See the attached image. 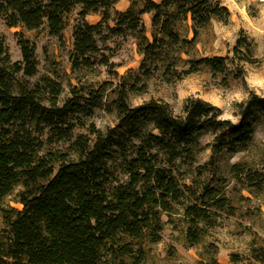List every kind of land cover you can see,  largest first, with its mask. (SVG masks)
<instances>
[{"label":"trees","instance_id":"1","mask_svg":"<svg viewBox=\"0 0 264 264\" xmlns=\"http://www.w3.org/2000/svg\"><path fill=\"white\" fill-rule=\"evenodd\" d=\"M131 1L126 12L116 13L114 27L106 23L116 0H0V16L9 27L36 30L46 25L50 36L61 38L66 16L81 6V17L101 14L102 22L84 21L75 27V67L90 65L88 56L99 50L96 37L107 27L114 36L134 35L144 70L147 63L164 59L170 47L193 46L199 29L229 14L219 0H143L139 10L137 0ZM146 14L152 16V39L143 22ZM188 19L193 24L191 40L175 29L178 21ZM19 45L23 62H13L0 38V203L21 187L17 201L23 205L22 210L3 209L10 237L6 246L0 244L2 264H128L126 256L140 264L145 252L138 249L136 257L135 242H161L163 215L176 211V204L187 221L186 245H201L218 225L219 211L231 207L230 200L219 188L197 190L181 182L176 161L192 164L201 150L199 137L208 130L222 132L213 157L226 146L235 152L249 144L264 116V97L254 94L237 104L240 121L235 124L222 119L220 108L199 98L187 99L183 114L177 116L168 104L156 100L132 108L122 94L117 102L120 133L104 134L93 127V141L78 135L71 145L78 156L74 159L61 150L44 151L39 135L79 111L70 105L58 107L56 101L43 103L39 86L32 88L28 82L37 73L35 47L23 38ZM196 66L215 72L226 68L219 57L193 62L191 71ZM151 73L147 69L144 74ZM19 74L23 81L16 86ZM150 125L157 133L148 129ZM114 165L128 177L126 181L115 177ZM245 180L249 189L261 185L250 177ZM209 247L204 264H220L217 245ZM263 252L255 250L254 259L262 261ZM239 260L232 255V262Z\"/></svg>","mask_w":264,"mask_h":264},{"label":"rangeland","instance_id":"2","mask_svg":"<svg viewBox=\"0 0 264 264\" xmlns=\"http://www.w3.org/2000/svg\"><path fill=\"white\" fill-rule=\"evenodd\" d=\"M219 1L229 14L223 13L199 29L193 46L170 47L165 51L164 59L147 63L144 70L140 69L143 55L138 51L134 35L127 32L125 36H114L107 27L96 37L99 50L88 56L90 65L75 67V27L84 21L91 25L102 22L101 14L81 17V6H76L66 16L67 26L61 38L50 36L46 25L36 30H29L24 25L9 27L0 16V38L4 39L13 62H23L19 40H28L35 47L37 73L28 78V82L32 88L39 86L43 103L50 105L56 101L58 107L70 105L79 111L70 113L58 128H47L39 135L44 141V151L61 150L77 159L71 145L78 135L93 141L96 137L93 127L104 134L111 130L119 134L117 102L122 94L132 108L156 100L168 104L177 116L183 114L187 99L199 98L220 108L222 119L237 124L240 117L236 105L254 94L264 97V0ZM143 5V0H137L136 10ZM131 6V0H116L110 10L111 20L106 24L114 27L116 13L126 12ZM151 18V14L143 16L150 39L153 33ZM175 26L183 39L194 38L190 19L180 20ZM215 57L224 58V71L215 72L206 66H196L199 68L191 71L193 62ZM147 69L152 72L150 76L144 74ZM16 79L17 86L18 81H23L22 74L16 75ZM148 129L157 133L152 125ZM221 133L208 130L200 135L201 150L196 154V160L192 164L176 161L175 173L181 182L194 185L197 190L204 187L221 189L231 207L219 211L218 225L210 229L201 245L190 248L186 245L187 221L182 206L174 204L176 211L163 215L165 227L161 242H135L136 257L138 249L145 252V260L140 264H204L210 256L211 243L218 247L220 264H264V252L260 262L253 256L255 250L264 251V116L258 119L249 144L235 152L226 146L213 157ZM113 168L115 177L127 180L118 165ZM248 177L260 183V187L247 188L245 179ZM21 189L17 187L0 203L1 245L6 246L10 237L3 209H23L17 201ZM232 255H237L239 262H232ZM135 259L124 257L128 264H134Z\"/></svg>","mask_w":264,"mask_h":264},{"label":"crops","instance_id":"3","mask_svg":"<svg viewBox=\"0 0 264 264\" xmlns=\"http://www.w3.org/2000/svg\"><path fill=\"white\" fill-rule=\"evenodd\" d=\"M148 15H150V14H146L145 16H148Z\"/></svg>","mask_w":264,"mask_h":264}]
</instances>
